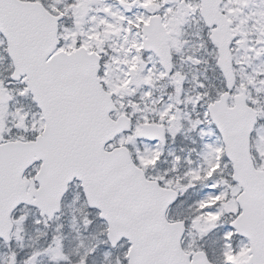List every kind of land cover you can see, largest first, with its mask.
<instances>
[{
  "label": "snow or ice",
  "instance_id": "6c2138e0",
  "mask_svg": "<svg viewBox=\"0 0 264 264\" xmlns=\"http://www.w3.org/2000/svg\"><path fill=\"white\" fill-rule=\"evenodd\" d=\"M0 264H264V0H0Z\"/></svg>",
  "mask_w": 264,
  "mask_h": 264
}]
</instances>
